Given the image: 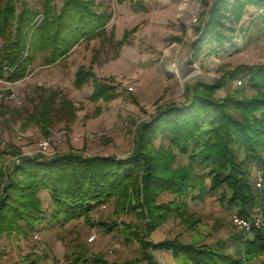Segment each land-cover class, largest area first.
Here are the masks:
<instances>
[{"label": "trees", "instance_id": "trees-1", "mask_svg": "<svg viewBox=\"0 0 264 264\" xmlns=\"http://www.w3.org/2000/svg\"><path fill=\"white\" fill-rule=\"evenodd\" d=\"M40 2L39 13L25 0H0V79L21 81L39 54L47 55V64L56 63L81 41L99 36L108 22L105 13L96 11L94 0H60V6L57 0ZM201 4L204 10L190 45L192 61L205 53L219 54L231 43L234 26H239L247 8L256 9L255 21L264 25V0H201ZM237 79L255 94L232 89ZM90 80L93 100L115 96V89L91 72L76 74L78 88ZM220 91L224 97L218 96ZM185 94V103L161 108L137 126L126 160L73 152L28 157L17 151V161L5 167V153H0V238L33 232L45 223L64 226L84 220L94 226L95 209L112 204L115 217L134 212L142 220L139 229L133 224H98L105 233L118 229L126 242L140 244L142 257L121 264H162L151 250L171 252L176 264H253L264 255V225L251 231V238L238 240L236 255L226 253L221 242L204 244L203 236L189 244L150 240L171 216L190 222L184 198L191 192L198 190L203 196L222 190L221 201L242 218L251 217L261 196L254 177L256 173L264 177V64L238 66L214 84L198 80L194 91L188 85ZM43 108L47 111L50 105ZM159 139L167 146L162 142L156 147ZM178 156L188 164L175 168ZM42 192L50 195L51 210L44 207ZM165 194L174 199L159 203ZM196 224L190 222L189 227ZM91 264L120 263L98 256Z\"/></svg>", "mask_w": 264, "mask_h": 264}, {"label": "rangeland", "instance_id": "rangeland-1", "mask_svg": "<svg viewBox=\"0 0 264 264\" xmlns=\"http://www.w3.org/2000/svg\"><path fill=\"white\" fill-rule=\"evenodd\" d=\"M25 1L42 12L40 0ZM94 2L96 11L108 17L99 36L81 41L52 65L45 62L47 55L39 54L19 82L0 79V153H5V167L17 161V151L28 157L51 158L73 152L126 160L134 148L137 126L161 108L185 103L188 85L198 80L214 84L238 66L264 64V25L257 24V11L252 7L247 8L239 26H234L235 37L219 54L205 53L192 61L190 45L204 10L201 0ZM56 5H61L60 0ZM41 19L39 15L38 23ZM79 71L91 72L97 81L113 87L115 96L93 100V80L82 88L76 86ZM129 87L134 90L129 91ZM231 88L255 94L241 79ZM218 96L224 97L225 92ZM45 104L50 105L47 111ZM44 140L50 145L46 152L40 147ZM162 142L167 146L161 139L155 146ZM187 164L186 158L178 156L175 168ZM222 192L203 196L198 190L189 193L184 198L189 205L188 219L197 226L191 228L190 222L171 216L150 240L178 239L189 244L203 236L204 244L221 242L226 253L236 255L238 240L251 238L252 233L231 222V214L237 210L221 201ZM40 198L51 210L50 195L42 192ZM173 199L172 194H165L159 203L168 204ZM102 207L91 215L94 226L84 220L64 226L45 223L24 235L2 236L0 248L7 259H0V264H83L86 259L91 264L98 256L120 264L140 259L142 249L137 241L126 242L118 229L105 233L98 224H133L139 229L142 220L134 212L115 217L112 204ZM262 208L264 212V199ZM93 235L95 240L89 242ZM151 251L160 263L173 262L169 251ZM253 264H261V259Z\"/></svg>", "mask_w": 264, "mask_h": 264}, {"label": "built area", "instance_id": "built-area-1", "mask_svg": "<svg viewBox=\"0 0 264 264\" xmlns=\"http://www.w3.org/2000/svg\"><path fill=\"white\" fill-rule=\"evenodd\" d=\"M129 91H133V87H129L128 88ZM40 147L42 149L43 152L48 151V149L50 148L49 145V140H44L41 144ZM254 184L256 186V188L259 190L260 192V200L257 204V206L255 207V210L253 212V214L251 215L250 218H242L239 213L237 212H233L231 214V222L233 224H235L237 227H239L240 229L246 231V232H251L253 230H259L261 229V227L264 225V212H263V208H262V201L264 199V177L261 173H256L255 177H254ZM102 208H106V206H103ZM96 236L93 235L92 237H90L88 239L89 242H93L95 240ZM0 259L2 260H6L7 256L5 254H3V252L1 251L0 248Z\"/></svg>", "mask_w": 264, "mask_h": 264}, {"label": "crops", "instance_id": "crops-1", "mask_svg": "<svg viewBox=\"0 0 264 264\" xmlns=\"http://www.w3.org/2000/svg\"><path fill=\"white\" fill-rule=\"evenodd\" d=\"M171 256H172V254H171ZM260 259H261V263L264 264V255L261 256ZM171 261H173V262L168 261L166 264H176L173 257H171Z\"/></svg>", "mask_w": 264, "mask_h": 264}, {"label": "water", "instance_id": "water-1", "mask_svg": "<svg viewBox=\"0 0 264 264\" xmlns=\"http://www.w3.org/2000/svg\"><path fill=\"white\" fill-rule=\"evenodd\" d=\"M196 85H197V81H195V82H193V83H191V84L189 85V89H190L191 92L194 91Z\"/></svg>", "mask_w": 264, "mask_h": 264}]
</instances>
